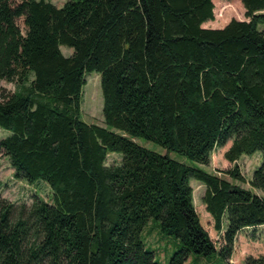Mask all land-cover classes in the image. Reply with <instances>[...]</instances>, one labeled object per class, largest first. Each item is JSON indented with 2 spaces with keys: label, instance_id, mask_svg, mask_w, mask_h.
<instances>
[{
  "label": "trees",
  "instance_id": "trees-1",
  "mask_svg": "<svg viewBox=\"0 0 264 264\" xmlns=\"http://www.w3.org/2000/svg\"><path fill=\"white\" fill-rule=\"evenodd\" d=\"M240 1L249 21L205 29L213 0H69L62 8L0 0V80L17 87L0 95V128L11 133L0 156L14 179L52 191V203L31 206L0 193V264H161L145 243L152 220L179 243L170 264L209 257L216 244L192 179L206 187L224 261L241 231L264 225L263 196L170 156L208 165L229 141L230 163L260 151L250 185L264 194V0ZM62 46L74 53L65 57ZM92 72L101 77L104 126L80 119ZM112 153L123 155L120 165H107ZM229 174L243 180L237 166Z\"/></svg>",
  "mask_w": 264,
  "mask_h": 264
},
{
  "label": "rangeland",
  "instance_id": "rangeland-1",
  "mask_svg": "<svg viewBox=\"0 0 264 264\" xmlns=\"http://www.w3.org/2000/svg\"><path fill=\"white\" fill-rule=\"evenodd\" d=\"M19 0H17L18 2ZM40 1V0H37ZM50 2L58 8H62L69 0H45ZM226 6H230L225 10ZM213 21H208L204 24L205 29H222L233 19L239 21H249L246 18L245 8L240 0H227L224 2H215L214 4ZM224 11V12H223ZM223 14V17L220 15ZM23 28V20H19ZM259 29L264 32V22L259 25ZM62 54L69 57L74 53V50L62 46ZM17 89L14 83H9L0 80V95L3 93H12ZM80 119L88 124L104 126L103 116V94L101 88V77L97 72L86 74V85L82 90V104ZM119 134H122L119 132ZM11 133L7 130L0 128V141ZM123 135V134H122ZM131 141L135 142L141 147L150 151L157 152L165 155L166 150L156 143L149 142L144 138L133 137L124 135ZM232 141H229L225 146L217 148L210 157L208 165H201L197 162L187 159L176 153H171L172 159L177 160L187 166L204 170L210 174L217 175L243 189L249 190L257 195L263 196L264 194L250 185L255 171L261 166L263 162V155L260 151L252 155H243L236 163H230L226 160L225 154L231 147ZM123 155L120 153H112L108 156L107 165H120ZM238 167L239 173L243 180H234L229 171ZM14 170L12 169L9 159L5 156H0V193L3 198L15 203L16 205L31 206L33 202L40 198L48 203H52V191L50 186L44 181H38L35 184H28L25 181H18L13 177ZM193 188L194 205L198 212L203 227L209 232L212 240L216 244V253L209 257H199L192 255L189 257L185 264H245L248 257L258 258L264 256V225L259 227H250L241 231L234 245V253L229 261H224L219 255V241L221 234L216 230L215 223L212 215L207 212L204 204V196L206 187L201 182L192 179L190 181ZM159 221L152 220L144 232L146 247L154 252L156 259L161 264H170V259L175 252L180 248L178 241L175 237L166 236L161 233L158 228ZM154 226V229L151 228ZM226 227V223L224 227ZM151 228V229H150ZM150 229V230H149Z\"/></svg>",
  "mask_w": 264,
  "mask_h": 264
},
{
  "label": "crops",
  "instance_id": "crops-1",
  "mask_svg": "<svg viewBox=\"0 0 264 264\" xmlns=\"http://www.w3.org/2000/svg\"><path fill=\"white\" fill-rule=\"evenodd\" d=\"M224 2V1H227V0H213V3L215 4V2ZM237 1V0H236ZM207 23V22H206ZM205 24V23H204ZM204 24H203V26H204Z\"/></svg>",
  "mask_w": 264,
  "mask_h": 264
}]
</instances>
